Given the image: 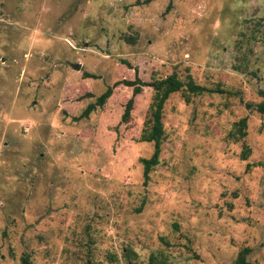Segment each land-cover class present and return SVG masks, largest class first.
Masks as SVG:
<instances>
[{"label": "rangeland", "instance_id": "1", "mask_svg": "<svg viewBox=\"0 0 264 264\" xmlns=\"http://www.w3.org/2000/svg\"><path fill=\"white\" fill-rule=\"evenodd\" d=\"M172 72L212 91L166 98L143 185L152 89L121 121L131 87L112 84ZM262 99L264 0H0V264H232L242 247L264 264Z\"/></svg>", "mask_w": 264, "mask_h": 264}, {"label": "trees", "instance_id": "2", "mask_svg": "<svg viewBox=\"0 0 264 264\" xmlns=\"http://www.w3.org/2000/svg\"><path fill=\"white\" fill-rule=\"evenodd\" d=\"M85 77L94 78L90 73H84ZM121 83L125 86L131 87V96L126 100L123 112L120 115L121 121H126L129 116V111L132 107L133 96L140 92L142 86H149L152 89L150 102L148 103L145 118L142 128L139 133V141L150 142L152 145L151 154L148 157L139 159L141 164L142 184L144 185L149 179V172L158 163V156L160 153V145L163 138L162 128V107L166 98L173 92H180L184 99L187 101L189 95L201 94L204 91L210 92L212 89L206 88L202 85L193 82L189 74H185L184 79H180L174 72L165 75L162 78H155L150 81H141L136 75L133 79H120L115 81L113 85ZM107 86L98 96L95 97L93 102L88 103L82 109L78 116L73 117L77 120L86 117L90 111L96 106H101L105 99L111 93V87ZM249 107V103H245ZM254 109L260 113H264V99L254 104ZM229 138L233 140H241L245 136V117L239 118L233 122L231 130H229ZM249 154V149L245 144H242L239 157L245 159ZM124 255H127L130 250L124 247ZM249 249L242 247L237 253L232 264H254L247 260L246 255ZM22 264H27L25 257H21Z\"/></svg>", "mask_w": 264, "mask_h": 264}, {"label": "water", "instance_id": "3", "mask_svg": "<svg viewBox=\"0 0 264 264\" xmlns=\"http://www.w3.org/2000/svg\"><path fill=\"white\" fill-rule=\"evenodd\" d=\"M70 67L74 68V69H79L80 67V63H69Z\"/></svg>", "mask_w": 264, "mask_h": 264}]
</instances>
